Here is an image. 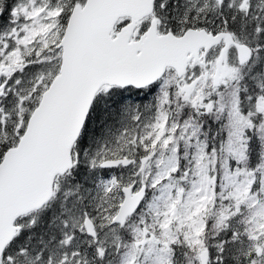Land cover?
<instances>
[{"label":"snow or ice","instance_id":"6c2138e0","mask_svg":"<svg viewBox=\"0 0 264 264\" xmlns=\"http://www.w3.org/2000/svg\"><path fill=\"white\" fill-rule=\"evenodd\" d=\"M0 264H264V0H0Z\"/></svg>","mask_w":264,"mask_h":264}]
</instances>
